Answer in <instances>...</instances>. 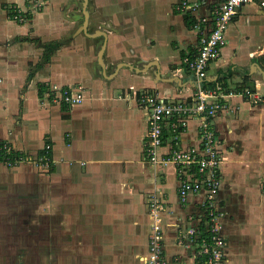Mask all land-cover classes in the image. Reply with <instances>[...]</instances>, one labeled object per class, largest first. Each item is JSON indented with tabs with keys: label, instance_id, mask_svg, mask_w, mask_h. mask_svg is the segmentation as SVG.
<instances>
[{
	"label": "crops",
	"instance_id": "obj_1",
	"mask_svg": "<svg viewBox=\"0 0 264 264\" xmlns=\"http://www.w3.org/2000/svg\"><path fill=\"white\" fill-rule=\"evenodd\" d=\"M180 1L0 0V146L34 159L0 163V264H149L153 199L167 264H204L200 239L182 234L207 219L205 192L182 203L177 168L146 158L135 92L189 99L218 84L222 261L264 264V9H238L202 82L184 59L197 51L199 17L222 0L196 12ZM243 84L262 100L238 93ZM62 88L81 101L53 100ZM200 125L189 119L178 140L166 128L160 153L197 145ZM48 143L49 168L36 162Z\"/></svg>",
	"mask_w": 264,
	"mask_h": 264
},
{
	"label": "built area",
	"instance_id": "obj_2",
	"mask_svg": "<svg viewBox=\"0 0 264 264\" xmlns=\"http://www.w3.org/2000/svg\"><path fill=\"white\" fill-rule=\"evenodd\" d=\"M208 0H181L179 8L189 12H196L200 5ZM246 3H256L264 9V0H222L216 5L211 13L199 17V43L195 54L188 56L184 62L191 74L202 82L207 79L209 66L212 61L218 59L227 44V29L237 14L238 9ZM14 19L24 21L25 14L15 9ZM223 86L214 87L200 86L189 99H169L161 96L153 90L135 92L137 100L148 112V131L146 144V158L152 163L173 164L180 175L179 197L184 203L189 194L205 192L203 205L207 210V219L199 227L189 228L182 237L195 242L200 239L197 254L206 256L204 264H223V250L226 247L225 237L220 231L218 222L219 212L216 206L217 195L221 186V154L219 139L214 130L212 118L223 107L220 99L225 98ZM232 92H229L231 94ZM53 100L75 104L81 101L82 94L72 91L70 88H62L53 91ZM244 94L254 99L255 102L262 100L256 92L245 90ZM199 118L200 138L197 145L178 147L173 144L172 150L165 154L160 153L164 143V131L171 128L173 139L178 140L182 132L188 126L191 118ZM51 144H46L42 155L37 163L49 168L51 164ZM33 161L22 152H16L9 144L0 146V163L14 166ZM152 217V231L149 240V264H167L163 257L161 239V209L159 202L152 200L150 203Z\"/></svg>",
	"mask_w": 264,
	"mask_h": 264
},
{
	"label": "trees",
	"instance_id": "obj_3",
	"mask_svg": "<svg viewBox=\"0 0 264 264\" xmlns=\"http://www.w3.org/2000/svg\"><path fill=\"white\" fill-rule=\"evenodd\" d=\"M45 57H46V59H48V55L45 54ZM244 86H245V84L242 85V88H241V89L237 90L238 93H243V91H244L245 88H246V87H244ZM252 89H253V88H252ZM251 91H252V90H251Z\"/></svg>",
	"mask_w": 264,
	"mask_h": 264
},
{
	"label": "water",
	"instance_id": "obj_4",
	"mask_svg": "<svg viewBox=\"0 0 264 264\" xmlns=\"http://www.w3.org/2000/svg\"><path fill=\"white\" fill-rule=\"evenodd\" d=\"M86 16H87V12H86ZM86 22L87 21H85L84 25L82 26L83 29H85V27H86ZM261 74H263V77H264V70H261Z\"/></svg>",
	"mask_w": 264,
	"mask_h": 264
},
{
	"label": "rangeland",
	"instance_id": "obj_5",
	"mask_svg": "<svg viewBox=\"0 0 264 264\" xmlns=\"http://www.w3.org/2000/svg\"><path fill=\"white\" fill-rule=\"evenodd\" d=\"M64 38H62L61 40H63ZM66 39V38H65ZM51 43V42H50ZM49 53H50V51H49Z\"/></svg>",
	"mask_w": 264,
	"mask_h": 264
}]
</instances>
